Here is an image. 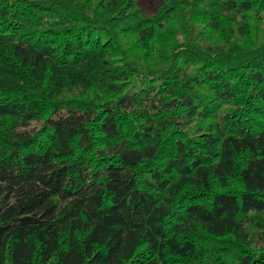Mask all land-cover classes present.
<instances>
[{
	"label": "trees",
	"instance_id": "16d2710c",
	"mask_svg": "<svg viewBox=\"0 0 264 264\" xmlns=\"http://www.w3.org/2000/svg\"><path fill=\"white\" fill-rule=\"evenodd\" d=\"M0 264H264V0H0Z\"/></svg>",
	"mask_w": 264,
	"mask_h": 264
}]
</instances>
